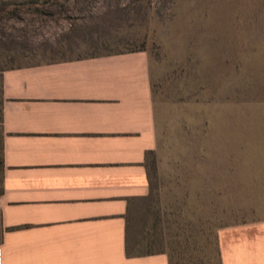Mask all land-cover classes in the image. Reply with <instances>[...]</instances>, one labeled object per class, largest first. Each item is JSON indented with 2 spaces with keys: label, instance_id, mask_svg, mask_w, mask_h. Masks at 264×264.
I'll return each instance as SVG.
<instances>
[{
  "label": "rangeland",
  "instance_id": "obj_1",
  "mask_svg": "<svg viewBox=\"0 0 264 264\" xmlns=\"http://www.w3.org/2000/svg\"><path fill=\"white\" fill-rule=\"evenodd\" d=\"M138 51L156 148L132 251L220 264L219 228L264 219V0H0V71Z\"/></svg>",
  "mask_w": 264,
  "mask_h": 264
},
{
  "label": "crops",
  "instance_id": "obj_2",
  "mask_svg": "<svg viewBox=\"0 0 264 264\" xmlns=\"http://www.w3.org/2000/svg\"><path fill=\"white\" fill-rule=\"evenodd\" d=\"M156 148L146 52L0 71V264H169L128 254ZM220 264H264V219L217 232Z\"/></svg>",
  "mask_w": 264,
  "mask_h": 264
},
{
  "label": "trees",
  "instance_id": "obj_3",
  "mask_svg": "<svg viewBox=\"0 0 264 264\" xmlns=\"http://www.w3.org/2000/svg\"><path fill=\"white\" fill-rule=\"evenodd\" d=\"M153 152L152 151H149L147 156L149 154H152ZM2 165V157H1V149H0V166ZM148 166V165H147ZM144 197L142 198H139V199H143ZM130 208H128V212H129ZM127 222H128V213H127ZM128 224L129 222L127 223V239H126V249H127V253L128 254H136V255H148V254H153V253H161V252H138V253H133V247L131 246L130 242H129V235H128ZM169 264H171V262L169 261Z\"/></svg>",
  "mask_w": 264,
  "mask_h": 264
}]
</instances>
